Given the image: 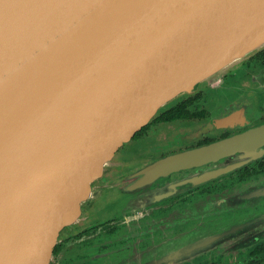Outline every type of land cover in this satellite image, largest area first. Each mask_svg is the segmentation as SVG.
Returning a JSON list of instances; mask_svg holds the SVG:
<instances>
[{"label": "water", "instance_id": "95a60500", "mask_svg": "<svg viewBox=\"0 0 264 264\" xmlns=\"http://www.w3.org/2000/svg\"><path fill=\"white\" fill-rule=\"evenodd\" d=\"M262 50L264 0H0V264H56L107 180L111 200L144 206L264 155L262 125L137 157L114 174L149 124ZM228 110L176 127L164 147L244 125L240 109ZM260 192L264 185L213 197L207 216ZM203 223L206 234H178L185 242L174 251L160 245L162 258L187 256L226 228L211 233Z\"/></svg>", "mask_w": 264, "mask_h": 264}, {"label": "flooded vegetation", "instance_id": "af4514ba", "mask_svg": "<svg viewBox=\"0 0 264 264\" xmlns=\"http://www.w3.org/2000/svg\"><path fill=\"white\" fill-rule=\"evenodd\" d=\"M200 85L172 111L146 127L138 137L137 147L116 165L117 173L114 174L123 175L134 169V158L137 157L163 158L264 125V50ZM230 107L243 112L244 125L235 124L181 148L164 147L176 127L210 120L223 110L231 113ZM263 185L264 155L204 184L144 206H131L127 198L111 200L114 183L112 179L107 180L87 212L74 225L71 242L56 264H105L113 255L123 257L138 250L142 251L141 257L128 258L127 264H264V194L261 192L216 205L213 216L226 228L219 238L189 255L164 259L162 255L144 254L160 238L159 245L170 234L186 232L194 223L198 205L206 200L228 191ZM137 211L143 213L142 218L124 222L126 216ZM253 211L257 217L249 218ZM240 217L247 219L233 223Z\"/></svg>", "mask_w": 264, "mask_h": 264}, {"label": "rangeland", "instance_id": "374dc122", "mask_svg": "<svg viewBox=\"0 0 264 264\" xmlns=\"http://www.w3.org/2000/svg\"><path fill=\"white\" fill-rule=\"evenodd\" d=\"M201 85H203V83ZM154 127H155V125L152 126V128H154ZM136 147H137V143L132 144L130 147V152L133 149H135ZM201 204L198 205V210L195 213L194 223L188 229L185 230V231L189 230L190 234L188 237L190 239L191 238L197 239V238H199V236L206 234V232H204L202 229H200L201 228V224H200L201 222H204L203 223L204 226H206L211 233H216L218 228H221L220 226L217 225V224H221V223H217L214 216H207V212L211 211L213 209V207L210 205L209 200H206V203L202 209H201ZM240 215H245V214H240ZM257 215L258 214L253 211L251 217H249V218L255 217ZM206 217H208V218H206ZM241 218L247 219L244 217H240L237 220H235L233 223H236ZM186 234L187 233H185V235ZM173 236H175V237L171 238ZM181 237L182 236L178 235V234H175V235L170 234L167 238L163 237V238H165L163 240V242L166 243V246L168 248L167 252L174 251L175 249H177L178 247L183 245V242H185V239L181 240ZM169 238H171V239H169ZM184 238H186V236ZM160 239L161 240H159V242L157 241V244L154 247L148 249L147 252H144V254L153 255V256L154 255H156V256L157 255H163L162 253H164V248L159 245V243L162 241V238H160ZM141 252H142L141 250H138V251L133 252L134 253L133 255H125L123 257H117V256L113 255L110 258V260H108L105 264H127L126 260H128V258H136V257L140 258Z\"/></svg>", "mask_w": 264, "mask_h": 264}, {"label": "clouds", "instance_id": "9594fccd", "mask_svg": "<svg viewBox=\"0 0 264 264\" xmlns=\"http://www.w3.org/2000/svg\"><path fill=\"white\" fill-rule=\"evenodd\" d=\"M142 216H143V213L140 212V211H137L135 214H133V215H131V216H126V217L124 218V222H125V223H129V222H131V221H136V220L142 218Z\"/></svg>", "mask_w": 264, "mask_h": 264}]
</instances>
